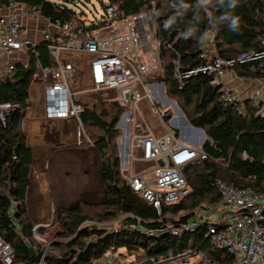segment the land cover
<instances>
[{"label": "trees", "instance_id": "obj_1", "mask_svg": "<svg viewBox=\"0 0 264 264\" xmlns=\"http://www.w3.org/2000/svg\"><path fill=\"white\" fill-rule=\"evenodd\" d=\"M38 7L43 16L52 21L69 20L74 10L67 3L73 0H18ZM7 0H0L5 5ZM156 32L159 40L158 58L160 71L153 80L163 81L165 92L174 98L187 121L204 130L210 139L203 149L206 159L195 161L183 168L190 191L180 201L163 204L159 216L152 206L133 192L123 177L120 156L115 143L119 134L116 127L122 110L116 99L85 104L80 113L81 124L88 132L101 159V178L105 198L101 203H79L53 215L52 224H61L64 232L58 235L65 241L49 244L43 264H96L104 256L107 247L141 249L145 256L166 260L197 248L206 253L215 264H233L232 257L224 250L215 248L204 237L206 226L188 232H161L156 235L143 233L141 229H158L161 222L170 221L175 226L187 222L192 215L189 210L205 201H219L215 188L218 180L233 183L252 191L264 192V117L257 116L248 101L239 104L225 103L220 98L219 88L211 84L212 75L199 73L186 79L180 87L172 78L174 61L179 68L190 69L201 63V35L211 26L216 29L214 46L221 58H231L245 51H257L264 40V0H155ZM109 4L125 15L146 10L148 0H109ZM234 20H238L236 25ZM36 51L37 54L34 52ZM27 49L28 63L16 64L11 77L0 82V103L17 102L19 106L0 120V236L14 249L15 260L31 263L36 259L24 238L40 251L41 246L31 236L34 221L26 208V188L31 163L30 149L19 130L21 112L28 106L26 87L35 63L52 66L46 43L40 42ZM257 60L237 67L239 75L253 76L248 71ZM264 78V69L259 73ZM151 76V75H150ZM168 115L164 121H168ZM176 135L178 136L177 132ZM242 153H245V157ZM91 206L99 219H113L122 214L120 229L107 231L93 223V215L87 211ZM15 208V217L21 234L14 229L10 213ZM177 216V219L167 215ZM139 218V221L137 219ZM139 223L141 229L129 228ZM47 228H40L45 233ZM170 250V251H169ZM162 252L166 254L160 256Z\"/></svg>", "mask_w": 264, "mask_h": 264}, {"label": "built area", "instance_id": "obj_2", "mask_svg": "<svg viewBox=\"0 0 264 264\" xmlns=\"http://www.w3.org/2000/svg\"><path fill=\"white\" fill-rule=\"evenodd\" d=\"M148 2L146 10L129 15L120 12L117 6L108 4L104 7L106 28L99 29L93 24L86 27L76 14L69 20L52 21L43 16L38 7L18 0H7L5 5H0V52L10 60L2 66L0 82L11 77L16 64L27 65V49L34 51L37 44L45 42L53 65L35 63L36 69L29 78L26 93L29 91L33 100L41 103L44 118L74 121L75 145L78 146L94 145L81 124L79 115L85 105L81 95L116 90V100L125 108L118 121L124 135L118 144L120 148L124 147L128 161L152 163L149 171L132 172L123 167V177L130 189L151 203L160 216L163 204L178 202L189 193L183 168L208 157L203 149L206 143L204 138L207 137L202 138L198 130L190 128L191 134L179 138L172 125H165V132L156 133L141 109V101L145 100L149 106L156 108L155 103L162 100V106L156 111L164 121L167 110L176 105L166 97L163 81L149 79L150 75L160 71V42L155 38L156 2ZM49 24L53 29H49ZM215 36L214 26L206 29L201 35L200 50L204 62L190 69H181L178 61H174L172 78L181 87L191 76L199 73L212 75L211 84L219 88L222 101L240 105L248 100L255 108L256 115L264 117V79H261L262 89L247 97L228 87L224 81L236 67L249 61L257 60L258 63L249 65L248 71H263L264 40H261V48L257 51H245L224 59L216 54ZM79 84L81 87H78ZM130 105L131 111L128 109ZM18 106L17 102L0 103L2 123ZM187 137L194 143L183 139ZM242 154L245 157V153ZM148 173L152 176L148 177ZM215 188L219 201L204 209L202 214H192L185 223L175 226L170 221L161 222L158 229H141L139 223H131L128 227L156 235L166 231L192 232L206 226L204 237L215 248L229 253L233 264H264V192L221 180L215 183ZM57 211L53 209L46 220L34 221L31 236L41 246L40 251L24 238L26 245L36 255V259L29 264H43L47 248L53 242L49 232L41 233L39 229L55 225L63 228L59 223L52 224ZM174 217L177 219L176 215ZM9 218L14 229L21 234L14 207ZM84 223L93 222L86 220ZM149 257L155 264H215L197 248L166 260ZM138 260L129 264H135ZM0 264L28 263L16 261L13 247L0 236Z\"/></svg>", "mask_w": 264, "mask_h": 264}, {"label": "crops", "instance_id": "obj_3", "mask_svg": "<svg viewBox=\"0 0 264 264\" xmlns=\"http://www.w3.org/2000/svg\"><path fill=\"white\" fill-rule=\"evenodd\" d=\"M8 60L10 57L0 52V71ZM261 79L264 78L259 73L248 76L232 71L224 81L228 87L247 97L262 89ZM78 87H81L80 84ZM102 92L117 93L116 90ZM86 95H81V99ZM92 96L95 97V93ZM27 101L28 106L22 110L18 126L31 156L25 198L29 217L33 221H43L50 217L53 209L66 210L82 202L101 203L105 190L101 178V159L96 147L75 145L74 121L44 118L41 103L33 100L29 91ZM183 139L194 143L188 137ZM119 156L122 171L123 167L132 172L149 171L152 167L151 162L128 161L124 147L120 148ZM63 232V228L55 225L49 231V237L53 238V242L62 241L58 235Z\"/></svg>", "mask_w": 264, "mask_h": 264}, {"label": "rangeland", "instance_id": "obj_4", "mask_svg": "<svg viewBox=\"0 0 264 264\" xmlns=\"http://www.w3.org/2000/svg\"><path fill=\"white\" fill-rule=\"evenodd\" d=\"M53 1L61 2L62 0H53ZM108 4H109V0H73L67 3V5L74 10L75 14L84 22L86 27H90L91 24H93L97 26L99 29L106 28L104 24V20H105L104 7L107 6ZM50 28L53 29L52 24H49V29ZM236 72H237V67L234 69L233 73ZM157 73L158 72H156L154 75L157 76ZM154 75L149 76V79L151 81H153ZM94 93H95V97L92 96ZM96 94H100V96H96ZM166 97L172 100L178 106V109L181 111L178 102L174 98L168 96L167 94ZM116 98H117L116 92L109 93V92H102L101 90L98 92L88 93L82 101H84L85 104L88 103L91 104L92 102H97L99 99H102L104 101L105 99H116ZM146 102L145 100L141 101L140 106L143 113L146 115L148 122L151 124V126L153 127L156 133L165 132L166 126L167 127L174 126L175 127L174 130L177 132L179 138L181 137V135L187 136V134L189 133L187 125L183 122L182 118L178 115V113L174 110L173 107L167 110L168 111L167 115L169 114V116L167 121L168 123L165 124L164 121L159 118L156 111L157 108H160L162 106L163 101L159 99L158 102L155 103L156 108H154L153 106H149L148 102L147 104ZM103 103H104V107L106 108L109 107L108 101L106 102L104 101ZM239 107L241 110H243L244 108L243 104H240ZM131 108L132 106L130 105V107L128 108L129 111H131ZM124 110L125 109H123L121 112L123 113ZM82 127L86 136L89 137L85 127L83 125ZM116 127L119 129V134L117 135V137H115V143L117 144V150L120 151V145L118 144V141H120V139L124 135L122 129L118 125V121L116 123ZM201 130L204 132L202 128ZM196 135L200 136L199 133L197 132ZM204 140L205 142L208 141L207 138H204ZM147 176L151 177L152 174L148 173ZM89 204L92 205L96 203L92 202ZM215 204L216 203L208 204L207 202L203 201L198 205H196L194 208L190 209L189 211L192 212L193 215H199L203 213L204 209ZM87 211H89L91 215H93V219L89 221H92L93 224H96V226L100 228H104L105 230L110 231V230H117L123 227L121 225V221L123 217L122 214H119L116 218L113 219L102 220L99 219L97 216H95L94 214L95 210L91 206L87 207ZM167 217L175 218L173 215H169V214L167 215ZM213 220L216 219L213 218ZM51 229H46L45 233H48ZM61 240H63V238H61ZM165 254H166L165 252H162L160 256H164ZM143 256L144 253L141 249L129 250L126 249L125 247H117L112 250V247H107L104 256L99 258L95 263L96 264H129L142 258Z\"/></svg>", "mask_w": 264, "mask_h": 264}, {"label": "water", "instance_id": "obj_5", "mask_svg": "<svg viewBox=\"0 0 264 264\" xmlns=\"http://www.w3.org/2000/svg\"><path fill=\"white\" fill-rule=\"evenodd\" d=\"M174 107V109H175V111L178 113V115L182 118V120H183V122L187 125V128L188 129H190V128H193V129H196V130H198L199 132H200V134H201V137L202 138H204L206 135H205V133L201 130V128L200 127H195V126H192L188 121H187V119L184 117V115L182 114V112L178 109V106L177 105H174L173 106ZM177 129V128H176ZM208 138V137H207ZM210 141V139L208 138V141L207 142H209ZM206 142V143H207ZM205 143V144H206ZM94 144V143H93ZM204 144V145H205ZM203 145V146H204ZM263 222H264V217H263ZM58 235V234H57ZM55 242H57V240H54ZM135 264H155L154 263V261L152 260V258L151 257H149V256H147V257H145V258H141V259H139Z\"/></svg>", "mask_w": 264, "mask_h": 264}, {"label": "clouds", "instance_id": "obj_6", "mask_svg": "<svg viewBox=\"0 0 264 264\" xmlns=\"http://www.w3.org/2000/svg\"><path fill=\"white\" fill-rule=\"evenodd\" d=\"M238 23V20H234L233 24L236 25Z\"/></svg>", "mask_w": 264, "mask_h": 264}]
</instances>
